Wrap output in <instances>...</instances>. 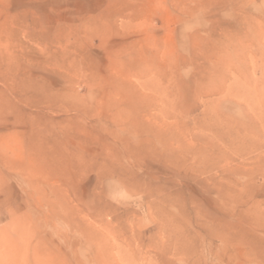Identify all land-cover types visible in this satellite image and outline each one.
<instances>
[{"label": "rangeland", "instance_id": "1", "mask_svg": "<svg viewBox=\"0 0 264 264\" xmlns=\"http://www.w3.org/2000/svg\"><path fill=\"white\" fill-rule=\"evenodd\" d=\"M0 264H264V0H0Z\"/></svg>", "mask_w": 264, "mask_h": 264}]
</instances>
